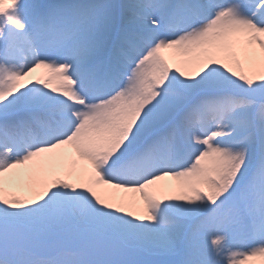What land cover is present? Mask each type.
<instances>
[{"label": "snow or ice", "instance_id": "1", "mask_svg": "<svg viewBox=\"0 0 264 264\" xmlns=\"http://www.w3.org/2000/svg\"><path fill=\"white\" fill-rule=\"evenodd\" d=\"M0 264H264V0H0Z\"/></svg>", "mask_w": 264, "mask_h": 264}, {"label": "rangeland", "instance_id": "2", "mask_svg": "<svg viewBox=\"0 0 264 264\" xmlns=\"http://www.w3.org/2000/svg\"><path fill=\"white\" fill-rule=\"evenodd\" d=\"M165 55H169V53H165ZM166 183H172L171 181H166Z\"/></svg>", "mask_w": 264, "mask_h": 264}]
</instances>
